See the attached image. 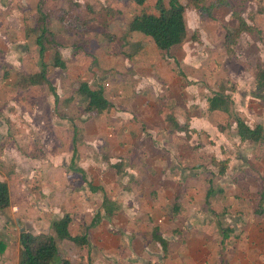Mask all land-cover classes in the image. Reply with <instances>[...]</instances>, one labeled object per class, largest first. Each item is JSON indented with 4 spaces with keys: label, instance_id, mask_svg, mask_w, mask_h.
Instances as JSON below:
<instances>
[{
    "label": "crops",
    "instance_id": "obj_1",
    "mask_svg": "<svg viewBox=\"0 0 264 264\" xmlns=\"http://www.w3.org/2000/svg\"><path fill=\"white\" fill-rule=\"evenodd\" d=\"M0 8L4 10V7ZM126 30L130 35L126 38L127 41L119 46L127 54H121L119 50L115 52L111 46L112 42H108L102 47L103 52L100 51L101 54L96 58L99 62L95 68L90 67L92 59L84 58L82 61L84 63L80 64L84 54L81 55L77 51H70L67 59L62 56L67 65L65 69L67 75L66 80L64 78L59 81L58 89L51 82L59 97L58 103L54 105L70 103L75 98L85 103L83 97L77 93L81 81L86 82L91 89L101 86L103 95L110 105L101 112H88L95 114L92 121H97L99 128L94 126L91 130L88 126L84 127L87 138H83L81 130L83 127L80 129L75 122L73 124L70 138L73 150L72 155L68 156V169L81 179L83 187L88 191L72 185L73 182L66 183L62 177L64 172L55 170L53 179L57 180L58 185L51 192H47V197L54 200V203L50 205L43 203L37 209L41 216L38 221L46 225L44 228L41 227L44 232L54 233L52 222L66 214L71 216L68 229L72 236L78 234L71 232L73 222L80 219L82 221L86 218L91 219L90 227L95 220L97 223L93 227L103 224L111 228L123 227L126 244L130 243L127 250H124L117 240L118 245L113 247L112 242H109L112 235H109L108 231L103 233L107 235H98L101 237L96 248H99L100 259H104L103 264H147L139 258L143 254L142 245L139 244L143 236L151 239L159 249L157 256L153 254L159 259L157 264H264V150L260 154L252 152L253 144L258 143L263 149L264 144L240 139L236 134V123L233 118L234 116L242 118L251 128L261 125L264 134V98L255 91V76L258 68L264 67V64L257 67L254 75V95H251V91L240 89L241 87L236 90L238 98H245H241V104H237L234 96L225 89L216 90H223L230 95L233 100L230 114L234 116L220 110L209 111L207 99L210 95L204 97L203 94V90L206 89L187 85L174 74L177 68L175 65L181 60L174 51L183 40L171 46L165 56L163 54L165 50L158 49L161 54L159 60L157 57L155 59L147 55L148 49H153L155 44L149 37L140 32H131L128 28ZM87 51L85 50V53ZM163 57L167 67L162 64ZM40 63L39 59L38 64ZM172 65L176 68L170 69ZM9 68L10 71L2 75L3 83L8 82L10 86L17 87L20 75L27 73H19L11 66ZM88 70L94 74H88ZM44 85H32L21 89ZM67 85L73 86V94L63 89ZM60 89H63L64 95H61ZM216 91L213 89L212 94ZM197 104L199 107H194ZM217 116L225 117V123H219ZM187 124L189 128L212 131L213 140L217 141V147L213 151L218 153L220 146H223L229 153L226 157L229 158L227 160L229 168L217 173V185L209 180L213 193L208 203L205 202V198L209 182L207 184L205 179H201L195 185L187 184V179L182 181L186 177V169L176 167L171 169L173 168L171 132L175 131L178 138L182 139L180 135L187 130ZM225 128H229L230 138L225 136ZM79 135L85 144L100 143L99 146L102 148L100 153L103 158L106 155L104 160L107 159L102 163L108 161L110 165L113 164L108 173L115 181L119 169L127 170L129 185L118 189L117 195L110 196V189L101 181H97L100 172L98 174L88 169V164L92 160L90 161L91 156L86 149L82 147L85 153L77 158L75 152L81 143ZM183 141L185 140L182 139L180 142ZM235 144L236 146L247 144L249 147L245 151L240 148L235 150ZM135 145H138L137 156L133 155ZM180 150L185 159L187 151H182V148H173L175 156L179 155ZM218 155H221L220 152ZM134 160L136 166L127 163ZM200 176L196 174V177ZM114 186L117 187L118 183ZM91 192L95 194H92L95 200L99 199V202L96 200L97 203L93 205H99V210L92 218L88 217L93 209L89 196ZM105 198L108 199V203L104 202ZM59 205L66 210L63 211ZM105 207L111 210L110 215L105 211ZM180 211L186 215L178 214ZM48 216L52 218L46 219ZM14 224L13 229L19 228L17 234L11 235L5 231L8 229L7 223L0 227V240L5 244L3 252L0 253V264H18L21 231L40 232L36 229L35 223L31 225L35 230L27 225L22 226L17 221ZM155 228L168 242L165 251L152 238ZM68 241L80 246L73 240ZM59 255L71 263V260L64 257L60 251ZM87 260L86 256L84 261ZM88 264L91 263L88 261Z\"/></svg>",
    "mask_w": 264,
    "mask_h": 264
},
{
    "label": "rangeland",
    "instance_id": "obj_2",
    "mask_svg": "<svg viewBox=\"0 0 264 264\" xmlns=\"http://www.w3.org/2000/svg\"><path fill=\"white\" fill-rule=\"evenodd\" d=\"M1 1L3 2H0V7H4V10L0 8V179L7 182L11 201L7 208L0 211V227L3 223H7L8 229L5 228V231L12 235L19 231L18 227L13 229L15 221L31 229L32 223H35L38 231H44L46 225L38 221L41 216L37 209L43 203L48 205L54 203V200L47 197V192H51L58 185L57 180L53 179L55 170L64 172L62 177L66 183L73 182L72 185L84 188L81 179L75 173H70L68 169V156L72 155L73 150V143L70 140L73 124L75 122L80 129L83 127L81 129L83 138H87L84 127L88 126L91 130L94 126L99 127L97 121H92L95 114L85 113L84 103L80 99L75 98L70 103L62 102L55 106L53 96L46 85L25 90L19 85L12 87L8 82L3 83V73H8L10 66L19 73L40 69L39 46L35 42L38 36L42 37L45 47L43 57L46 62L51 61L56 49L66 59L70 51H77L81 55L84 54L80 64L84 63L82 62L84 58L92 59L90 64L92 69L98 64L99 60L96 58L101 54L100 51L103 52L102 47L108 42H112L111 46L115 52L119 50L121 54H127L119 45L126 42V38L130 35L126 30L129 19L143 10L147 14L155 13L156 0H145L142 5H136L133 0ZM167 1L164 0L165 3ZM179 1L185 6L186 35L174 51L181 59L175 65L177 68L174 65L170 66V69L176 68L174 72L176 78L187 85L206 89L203 90L204 97L211 95L213 89L216 91L222 88L234 96L233 99L237 104H241L242 97L238 98L236 93L239 87L246 92L251 91V95H254V75L257 67L264 64V0ZM43 15L47 18L44 30L39 23ZM239 17L246 20L250 30L239 33L235 43L227 50L223 45L225 31L237 27ZM153 47L155 49H148L147 55L160 60L159 48L155 44ZM168 49H163L164 56ZM85 50H88L87 53ZM164 58H161L162 64L166 65ZM80 67L83 69L82 65ZM87 73L94 74L90 70ZM66 75V70L53 67L48 69V78L57 89L60 85L59 81ZM63 89L69 91V94L74 93L71 85L64 86ZM63 89H60L61 95H64ZM165 90L168 91L167 88ZM256 103L263 105L260 102ZM216 119L219 123H225V117L217 116ZM187 127L186 133L180 135L185 140L183 142H180L182 139L178 138V133L171 132L173 143L171 169L175 167L186 169L187 174L182 181L187 179V184L195 185L199 180L205 179L207 184L211 180L217 185V173L229 168L227 164L229 158H226L228 151L223 146L219 148L220 156L217 150L218 153L213 151L217 147V141L213 140L212 131L189 128V124ZM224 134L227 138L231 137L229 128H225ZM81 137L79 135L81 143L78 144L75 152L77 158L85 153L83 148L86 149L91 156L90 161L92 160L88 162L89 164L86 163V167L88 164L90 171L98 174L100 172L97 181H101L110 189V196L117 195L118 189L129 185L127 170L119 169L115 181L108 173L113 164L111 166L108 161L102 163L107 159L104 160L106 155L103 158L100 153L102 149L100 143L85 144ZM253 145V153L263 152L264 149L258 143ZM248 147L247 144L237 146L235 144V150L240 148L245 151ZM173 148L187 151V157L183 158L184 154L181 150L179 155L175 156ZM134 149L133 155L137 156L138 145H135ZM127 163L136 166L135 160ZM196 174H200V178L196 177ZM116 183H118L117 187L114 186ZM89 194L93 209L88 217L92 218L99 210V205L93 206L97 203L96 200L99 202V199L95 200L92 197L95 194L92 192ZM61 209L66 210L64 207ZM179 213L185 214L181 211ZM75 221L71 232L78 233L79 241L76 244L80 246H75L68 240L59 241L58 244L60 253L68 257L72 264H88V261L91 264H103L104 259H100L99 248H96V245L101 237L98 235L106 231L112 235L108 240L112 242L113 247L119 243L124 250L130 248V243L126 244L123 227L111 228V226L106 227L105 224L90 227L91 219L88 218L85 221L82 219ZM142 238L139 241L143 251L140 260L146 261L147 264H157L159 259L156 253H159V249L148 237ZM153 250L158 251L153 253ZM86 256L87 262L84 261Z\"/></svg>",
    "mask_w": 264,
    "mask_h": 264
},
{
    "label": "trees",
    "instance_id": "obj_3",
    "mask_svg": "<svg viewBox=\"0 0 264 264\" xmlns=\"http://www.w3.org/2000/svg\"><path fill=\"white\" fill-rule=\"evenodd\" d=\"M145 0H133L136 5H142ZM155 13L147 14L146 11H140L134 14L128 21V30L133 32H140L149 37L159 49H168L171 46L180 43L186 34V24L184 20L185 6L179 0H156L154 2ZM40 22L44 30V23L46 16L40 17ZM253 24L251 23V26ZM254 27V26H253ZM243 30H250V25L243 18H238V26L232 29H227L224 36V45L228 50L236 41L239 33ZM42 37L38 36L35 42L39 46V59L41 61L40 70L33 73L20 75L17 84L20 88H26L32 85H47L49 91L54 97V103L59 101L58 94L55 87L48 79L49 67L66 69V63L63 60L60 52L56 49L53 53L52 59L49 62L44 60L45 47L42 42ZM58 46V44H54ZM255 91L264 98V67H259L255 76ZM77 93L85 100L84 111L86 112H101L109 107L110 103L103 95L101 86L91 89L86 82L79 83ZM208 110H220L229 113L233 104L230 95L223 90L214 92L207 99ZM236 123V134L242 140H250L253 142H261L264 144V134L261 125L249 127L246 122L240 117H233ZM213 193L211 182L206 193L205 202L208 203L209 197ZM108 203V199H104ZM104 203V204H105ZM10 204V192L7 182L0 179V211L7 208ZM106 208V207H105ZM108 215L111 210L106 208ZM71 221L69 214L64 215L61 219L52 222V229L54 233L40 231L37 233L31 231H21L19 234V253L18 264H71L69 260L61 258L58 251L57 241L59 240H73L79 241V235L72 236L69 232L68 226ZM97 221V220H95ZM93 222L91 226L97 222ZM152 238L156 240L165 251L168 247V242L154 229ZM4 249V243L0 241V253Z\"/></svg>",
    "mask_w": 264,
    "mask_h": 264
}]
</instances>
